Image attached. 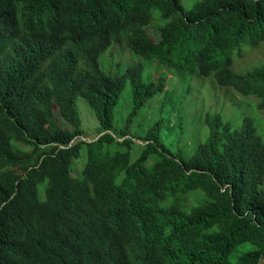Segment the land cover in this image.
Instances as JSON below:
<instances>
[{"label":"trees","instance_id":"trees-1","mask_svg":"<svg viewBox=\"0 0 264 264\" xmlns=\"http://www.w3.org/2000/svg\"><path fill=\"white\" fill-rule=\"evenodd\" d=\"M86 1L0 0L2 27L9 10L43 17L0 77V264H107L121 245L152 263L264 264V0ZM153 19L165 23L159 42L147 33ZM114 43L142 60L109 76L99 58ZM146 64L161 83L167 72L214 78L256 118L205 114L189 155L166 145L163 118L142 146L116 139L126 85L120 137L163 89ZM79 98L98 119L95 140L79 139Z\"/></svg>","mask_w":264,"mask_h":264},{"label":"rangeland","instance_id":"rangeland-1","mask_svg":"<svg viewBox=\"0 0 264 264\" xmlns=\"http://www.w3.org/2000/svg\"><path fill=\"white\" fill-rule=\"evenodd\" d=\"M184 5L188 9L191 3L189 0H185ZM149 32L154 37L157 36L156 30L150 29ZM101 56L99 59L100 66L106 73L120 72L135 62L133 59L135 58L134 54L126 47L113 46L106 54ZM145 69H147L146 76L154 79L156 86L161 84L163 89L133 117L128 134L125 137H120L118 134L126 128V120L132 108V94L127 89L130 85H126L117 106L114 128L111 130L116 139L125 140L126 138H131L134 143L142 146L146 142L141 140L139 136H144L149 127L151 128L157 120L163 118L165 124L162 139L166 145L170 146L174 152L178 147H181L184 153L189 155L195 142H198L206 135L203 120L199 121L205 114L220 113L225 120L233 122L243 117L245 112H252L254 118H256L255 106L244 99H239L238 96H234L226 88L219 87L211 79L193 80L184 78L179 73L167 72L165 80L161 83V70L155 69L150 64H146ZM190 82H192V85ZM188 85L192 86V91H187ZM77 108L83 130V135L79 139L85 141L97 139L99 136L97 130L100 127L96 117L91 112L90 106L85 100L79 98L77 100ZM180 118L185 129L181 137L178 136ZM56 119L62 128L72 130L71 126L58 113H56ZM257 120L264 125L261 118L258 117ZM192 196L194 201H201L202 197L199 193H193Z\"/></svg>","mask_w":264,"mask_h":264},{"label":"clouds","instance_id":"clouds-1","mask_svg":"<svg viewBox=\"0 0 264 264\" xmlns=\"http://www.w3.org/2000/svg\"><path fill=\"white\" fill-rule=\"evenodd\" d=\"M98 1H100V0H87L86 2L88 4V7H90L91 4L98 2ZM184 1L185 0H182L183 5H184ZM99 4H97L96 7L99 6ZM191 6H192V3H191ZM9 11L10 12L8 14H5V17H7V18L9 17V18L5 20L3 27L1 25L3 18L0 15V77L3 76L4 73H6V64L8 61L19 59L21 57L22 53H26L25 51H27L28 47H30L31 43L33 42L31 40L33 37V33L37 31V27H38V24L41 22V19L43 20V17L38 18V19L36 17L29 18V13H26L24 15H18L19 14L18 10H9ZM63 14H67V12L58 13L55 18H59ZM52 18H54V17H52ZM164 25H165V23H163L162 21H160L158 19H153L152 23L146 26L147 33L150 36H152L156 42H159L161 40L160 28L163 27ZM150 29H154L157 31L156 37H154L149 32ZM111 46L112 47L116 46V47L128 48L123 43L122 44L114 43ZM108 51L103 53V55L106 54ZM134 56H135V58H133V59L135 62L138 60H140V61L142 60L141 57L138 58L136 55H134ZM99 66H100V61H99ZM145 67H146V65H145ZM126 68L127 67L122 69L120 72H124ZM100 69L102 70L101 66H100ZM116 72H119V71H116ZM116 72H107L109 74H107L106 72H104V73L109 75V76H112V75L116 74ZM146 72H147V69H144V75L145 76H146ZM179 74L182 75L183 73H179ZM189 75H192V77H186V76H183V77L184 78L186 77L187 79L191 78L193 80L194 79H203V80L204 79H211L213 82L216 83V85H218V83L215 81L214 78H211V77L204 78V77L197 76L194 74H189ZM189 75H187V76H189ZM152 80H154V79H152ZM155 84H156V82H155ZM190 84L192 85V82H190ZM160 85L161 84H159L158 86H160ZM127 89H129V88H127ZM121 97H122V95H121ZM97 121H98V119H97ZM116 253H117V255L114 254L113 260L110 263L107 262V264H162V262L152 263V262H150L149 258L143 259L141 257V252L139 251V248H131V247L129 248V247H125L124 245H121L116 250ZM95 260H96L95 258L90 259L87 264H95ZM97 264H104V263H102V261H98Z\"/></svg>","mask_w":264,"mask_h":264}]
</instances>
